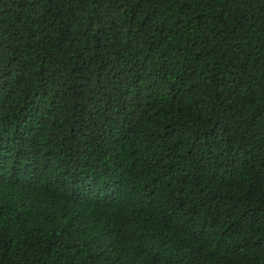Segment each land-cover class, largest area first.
Here are the masks:
<instances>
[{"label": "trees", "instance_id": "16d2710c", "mask_svg": "<svg viewBox=\"0 0 264 264\" xmlns=\"http://www.w3.org/2000/svg\"><path fill=\"white\" fill-rule=\"evenodd\" d=\"M0 264H264V0H0Z\"/></svg>", "mask_w": 264, "mask_h": 264}]
</instances>
